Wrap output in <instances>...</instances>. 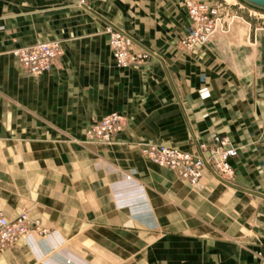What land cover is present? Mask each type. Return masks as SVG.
<instances>
[{"label":"crops","instance_id":"obj_1","mask_svg":"<svg viewBox=\"0 0 264 264\" xmlns=\"http://www.w3.org/2000/svg\"><path fill=\"white\" fill-rule=\"evenodd\" d=\"M247 6L229 32L184 50V0H0V155L9 165L0 163V212L14 218L27 204L49 228L78 232L93 217L94 183L70 172L77 159L95 154L79 143L95 120L117 111L128 127L100 155L123 169L146 173L141 147L150 142L193 150L219 134L238 147L234 187L205 179L200 191L211 200L192 201L198 216L219 228L166 232L148 264H264V20ZM107 23L150 58L116 66ZM46 40L61 43L55 66L40 77L26 74L13 50ZM159 212L169 227L178 218L168 204ZM107 228L117 238L130 233L111 226L101 233ZM39 244L44 254L56 251L49 241ZM47 263L55 264L25 241L0 256V264Z\"/></svg>","mask_w":264,"mask_h":264},{"label":"rangeland","instance_id":"obj_2","mask_svg":"<svg viewBox=\"0 0 264 264\" xmlns=\"http://www.w3.org/2000/svg\"><path fill=\"white\" fill-rule=\"evenodd\" d=\"M216 1L222 5V12L229 24L237 17L247 13V11L246 13L243 12L246 10L243 6H247L245 0ZM247 7L254 10L253 15H251L253 18H258L260 21L264 20V9L249 5ZM108 25V23L104 25L106 35ZM227 29L226 32L221 33H227L231 28ZM124 116L127 124L125 129L119 133L124 132L128 127V118L126 115ZM99 120H95L88 127L86 139L79 143L80 146L93 147L95 151L93 159L88 160V162L81 158L77 159L74 173L70 172L71 175H74V178L79 180L87 177L91 180L90 177L92 176L94 183L93 217L88 218L82 228L78 226L76 228L78 232L75 234H66L52 223H50L52 224L51 228L46 226L34 216L35 211L33 210V212L27 204H24L19 208L16 215L18 216L23 212L27 213L30 218L39 220L42 225L46 226L48 233L31 232L19 238L8 248L25 241L27 246L33 252H36L42 261H54L55 264H59L57 261L59 257H61V264H148L150 248L159 243L166 232L180 231L188 233L190 231L192 233L200 226L207 229L206 231L219 228L220 224H216L213 219L200 218L196 208L192 207V201L198 197L207 201L211 200L207 196L209 193L206 194L200 191L203 180L210 179L209 182L216 184L217 188L234 187L233 180L230 182L223 181V183L216 181L211 176H203L204 178L202 177L197 183H192L179 176L173 169L154 162L143 152V146L155 142L145 143L141 147L142 155L149 163L146 173L140 174L136 170L116 166V164L107 161L100 155V147L114 144L119 133L110 142L88 136L89 128ZM0 163L4 164L5 168V165L9 166L4 155H0ZM9 172H13L11 167ZM183 191L186 192L185 194L189 196L187 197L189 199L180 196L184 194ZM213 193L211 192V194ZM157 199L158 201H156ZM166 204L172 206L173 212L178 215V218L174 220L173 225L170 224V227L162 221L159 212L160 209L165 208ZM210 206L213 207L214 204L210 203ZM224 221L228 222L229 220ZM103 226L126 229L130 233L119 235L120 237L117 238L111 228L104 229L106 233H101ZM45 241H49L56 248V251L46 254L38 251L40 250L39 243ZM139 241H142V244H139Z\"/></svg>","mask_w":264,"mask_h":264},{"label":"built area","instance_id":"obj_3","mask_svg":"<svg viewBox=\"0 0 264 264\" xmlns=\"http://www.w3.org/2000/svg\"><path fill=\"white\" fill-rule=\"evenodd\" d=\"M184 3L188 11V25L179 39V45L184 50H192L206 43L214 34L228 30L230 24L222 12V5L216 0H184ZM106 31L116 66L134 68L148 60L149 53L135 50L134 42L126 32L112 24L107 26ZM60 54L61 43L56 40L35 42L13 50L19 67L34 77L50 72ZM126 124L123 114L111 112L95 122L87 133L90 138L110 142L125 129ZM143 152L154 162L173 169L192 183H197L206 173L224 182H230L235 177L231 160L238 156V147L228 136L215 134L199 142L193 150L150 143L143 146ZM31 232L47 234L48 228L25 212L10 219L0 212V256L19 238Z\"/></svg>","mask_w":264,"mask_h":264},{"label":"water","instance_id":"obj_4","mask_svg":"<svg viewBox=\"0 0 264 264\" xmlns=\"http://www.w3.org/2000/svg\"><path fill=\"white\" fill-rule=\"evenodd\" d=\"M246 2L260 8H264V0H245Z\"/></svg>","mask_w":264,"mask_h":264}]
</instances>
